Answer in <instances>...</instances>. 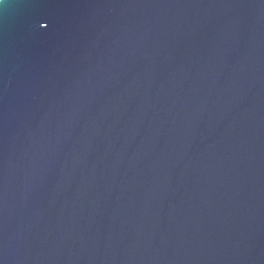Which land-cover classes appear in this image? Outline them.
Segmentation results:
<instances>
[{
	"label": "water",
	"instance_id": "95a60500",
	"mask_svg": "<svg viewBox=\"0 0 264 264\" xmlns=\"http://www.w3.org/2000/svg\"><path fill=\"white\" fill-rule=\"evenodd\" d=\"M0 264H264V0H0Z\"/></svg>",
	"mask_w": 264,
	"mask_h": 264
}]
</instances>
